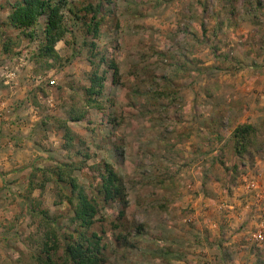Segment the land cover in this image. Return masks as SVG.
Segmentation results:
<instances>
[{"label":"rangeland","instance_id":"rangeland-1","mask_svg":"<svg viewBox=\"0 0 264 264\" xmlns=\"http://www.w3.org/2000/svg\"><path fill=\"white\" fill-rule=\"evenodd\" d=\"M13 1L0 0V264L45 258L51 231L59 262L75 229L69 188L30 169L59 162L78 164L98 201L89 232L103 264H264V0H66L50 67L3 26ZM89 62L105 73L100 97L86 91ZM244 118L256 138L239 157ZM105 162L125 183L123 218L98 194Z\"/></svg>","mask_w":264,"mask_h":264},{"label":"trees","instance_id":"trees-1","mask_svg":"<svg viewBox=\"0 0 264 264\" xmlns=\"http://www.w3.org/2000/svg\"><path fill=\"white\" fill-rule=\"evenodd\" d=\"M65 3L66 0H14L12 3H7V17L3 26L11 27L29 41L36 43L34 55L32 56L34 62L44 60L46 64L50 61L59 60L55 46L64 39L67 33L61 15ZM89 9H92V7L89 6ZM95 12L93 11L92 17L86 23L85 30V37L92 36L94 39L98 36L100 25ZM42 17L45 18L46 24L41 31V35L36 38L35 28ZM90 48L92 50L96 48L94 41L90 43ZM2 49L3 53L7 52L6 43L2 44ZM101 61L105 60L102 58ZM89 63L93 70L88 76L89 87L86 88V91L89 95L100 97L103 94L105 73L99 74L98 67H95L92 62ZM46 65L50 67L51 64ZM109 69L112 71L113 81L116 82L119 78L117 64L110 61ZM81 117L82 115L72 119L80 120ZM68 133L69 129L65 127V136H68ZM255 138L256 128L251 123L236 126L232 132L235 154L242 157L248 151L250 145L255 143ZM30 169L34 173L40 172L44 183H54L59 188L68 186V192L64 193L61 190L59 195L69 204L72 211L71 222L75 226L74 233L70 235V239L63 247L59 262L53 261V255L51 254L50 249L54 250V254H58L59 251L58 236L51 231L46 238L48 241L44 244L45 248L41 250L45 254V258L41 255L37 256L34 264H103L101 238L98 234L89 232L100 208L98 201L88 194L86 188L80 184L74 175V171L80 169V166L74 162H59L52 168L37 169L32 166ZM99 181L98 194L101 196L102 202L104 204L118 203L120 205L118 216L123 218L128 200L122 178L110 164L105 162L102 171L99 173Z\"/></svg>","mask_w":264,"mask_h":264},{"label":"crops","instance_id":"crops-1","mask_svg":"<svg viewBox=\"0 0 264 264\" xmlns=\"http://www.w3.org/2000/svg\"><path fill=\"white\" fill-rule=\"evenodd\" d=\"M245 122H247V120H246V118H244V119H242L241 121H240V123L242 124V123H245ZM249 123H251L252 125H256V124H254V122H252L251 120H249L248 121ZM256 127V126H255ZM233 129V128H232ZM201 130H203V128L201 129ZM234 130V129H233ZM231 133V132H230Z\"/></svg>","mask_w":264,"mask_h":264}]
</instances>
